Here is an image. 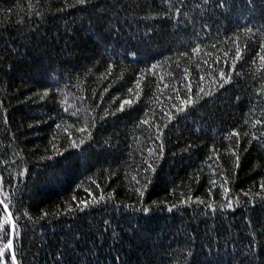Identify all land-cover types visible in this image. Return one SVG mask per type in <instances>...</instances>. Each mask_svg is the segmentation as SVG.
I'll list each match as a JSON object with an SVG mask.
<instances>
[{
  "label": "trees",
  "instance_id": "16d2710c",
  "mask_svg": "<svg viewBox=\"0 0 264 264\" xmlns=\"http://www.w3.org/2000/svg\"><path fill=\"white\" fill-rule=\"evenodd\" d=\"M0 200V264H264V0H0Z\"/></svg>",
  "mask_w": 264,
  "mask_h": 264
},
{
  "label": "snow or ice",
  "instance_id": "6c2138e0",
  "mask_svg": "<svg viewBox=\"0 0 264 264\" xmlns=\"http://www.w3.org/2000/svg\"><path fill=\"white\" fill-rule=\"evenodd\" d=\"M201 91H203L201 89ZM125 103H128L127 101ZM123 107V105H121V108ZM233 135H238V134H233ZM227 189L225 188V193H227ZM141 195H143V192L141 191L140 192ZM100 199H103V197H100ZM0 204H4V201L0 200ZM232 204H231V201H229L227 207H231ZM5 209L7 208V205H4ZM171 210V209H169ZM145 211H147V209H145ZM11 217V213H9V218H5L3 223L0 224V239H6L7 242L3 245V248H0V257H3L4 256V253H5V250H9L13 247V241L11 239H7L8 235H9V230L8 228L6 227L7 225H11L12 224V221L10 219ZM12 259L14 260L15 257L13 256ZM2 264H9L8 261H3Z\"/></svg>",
  "mask_w": 264,
  "mask_h": 264
},
{
  "label": "water",
  "instance_id": "95a60500",
  "mask_svg": "<svg viewBox=\"0 0 264 264\" xmlns=\"http://www.w3.org/2000/svg\"><path fill=\"white\" fill-rule=\"evenodd\" d=\"M2 205L4 206V204H2ZM4 208H5V207H4ZM5 210H6V213L8 214V216H9V211H8V209L6 208ZM10 219H11V217H10ZM11 221H12V220H11ZM12 227H13V222H12L11 227H10V228H11V232H12ZM11 249H12V248H11ZM11 249H10V250H11Z\"/></svg>",
  "mask_w": 264,
  "mask_h": 264
}]
</instances>
